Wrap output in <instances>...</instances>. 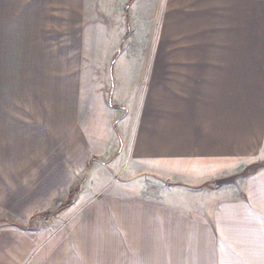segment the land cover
Instances as JSON below:
<instances>
[{"label":"crops","instance_id":"obj_1","mask_svg":"<svg viewBox=\"0 0 264 264\" xmlns=\"http://www.w3.org/2000/svg\"><path fill=\"white\" fill-rule=\"evenodd\" d=\"M137 1L0 0V91L12 68L16 87L23 72L34 82L40 73L56 75L51 84L78 98L66 126H76L86 143L77 170L90 171L76 199L86 202L84 210L74 215L63 239L45 242L43 227L33 224L41 204L23 202L22 190L8 204L6 189L23 178L24 131L39 121L29 122L21 108H0V211L10 207L17 218L0 224V264H264V51L241 48L262 41L264 0ZM72 17L86 26L78 62L69 64L65 52L40 53L34 42L39 27L69 26ZM210 24L237 30L240 49L168 50L160 44L134 58L126 45L136 34L166 43L172 26L170 40L196 41L193 36L207 34L203 27ZM87 26L95 27L100 44L91 57ZM22 35L30 36V61L28 50L18 51ZM113 39L114 48L108 43ZM12 50L13 66L7 60ZM256 88L263 90L259 97ZM241 162L246 164L237 169L250 171L241 191L226 182L221 193H210L212 182L224 178L221 172L237 170ZM124 166L127 178L165 177L175 190L158 200L114 188L87 196L88 183L99 176L110 180ZM105 184L109 189L111 181ZM184 186L196 187L199 195L183 197L177 188ZM38 197L33 201H42ZM18 217L28 221L20 225Z\"/></svg>","mask_w":264,"mask_h":264},{"label":"rangeland","instance_id":"obj_2","mask_svg":"<svg viewBox=\"0 0 264 264\" xmlns=\"http://www.w3.org/2000/svg\"><path fill=\"white\" fill-rule=\"evenodd\" d=\"M142 2V0H138L137 5L139 4L140 6ZM75 22H77L76 17H72L71 24L69 26H40L38 41H36V39L34 41L35 44L38 45L40 53L43 51L44 53L50 55H56L65 52V54L68 55L66 57L67 59L69 58V54L71 55L69 64H75V59L78 62L76 55L79 54V51L83 52L84 50L80 38L81 35L84 34V28H86V26H78L75 24ZM94 29V26H87L88 33H90V39L87 41L88 57L94 56V53L100 49L99 40L98 37H95ZM203 29H207L208 33H199L198 35H194L193 37H198V40L196 41L170 40V38H175V27L172 26L169 27V33L173 36L169 35V38L167 39L168 41H166V43H159L157 40L144 41L142 40V36L136 34L131 39V43L126 42V45L128 44L130 52L129 54L134 55V58L136 55H141L142 53L145 54L148 50L150 52L155 49L158 50L160 48V44L162 48H164L165 44V48L168 50L210 48V51H218L225 49H240V43L242 44V42H239V36H237L238 31H234L233 27L210 24V27H203ZM260 34L261 37H259V39L262 40L261 42L246 43V45L243 47L241 45V48L247 50L259 49L264 51V26L262 27ZM187 36L192 37L191 35ZM29 37L27 39L25 35L19 36V41L17 43L19 47V53H24L25 50L30 49V41H26L30 39ZM103 38L105 37L103 36ZM207 38H209L210 41L201 40ZM230 38H236L238 41H229ZM252 38H254V36H252ZM108 43L111 44L113 48L118 45L114 39L110 40ZM102 44L103 49H105L106 42H102ZM10 51L11 50H8L7 53ZM15 52L16 50H12V57L7 59L8 62L12 64V66L15 63ZM30 52L31 50H28V53L26 52L28 61H30L31 58ZM42 61H44V59H42ZM87 64L88 67H91L92 65L89 61ZM134 72L137 73L138 76L141 75V72L139 71ZM10 76L11 78L8 82L2 83V90L0 91V108H2L3 111L16 110L17 112L21 108L24 118L28 119L29 122L32 120L31 117L38 120L39 122L27 124L28 130L24 131L23 178L21 182H18L17 184L12 182V185L6 186L8 204L12 203L14 205V197L17 191L22 190L23 193L20 198H22L23 202L27 204L29 203L31 205L41 204L39 212L40 214L37 213V216L34 217L33 220L37 221L33 222V224L35 223V225L37 224L40 227H43L42 231L45 232V234L41 235L43 240L45 242H47V240H61L64 233H66V227L72 222L74 215L84 210V204L86 202L83 200L76 203V199L79 196V193L84 190V185L86 182H89L88 177L90 174V171L86 172L80 169L77 170L81 165L82 156H85L83 155L84 149H82V145L86 143L83 139L80 140L78 136V128H76V126L74 129L71 127L70 131H68L66 126V119L73 118L76 115L74 110L76 111L78 98L76 97L74 101L75 97H72V95L74 96L73 91H70L71 94H68L67 90L61 91L56 89L51 84L57 80L56 75L53 73H40L37 75L39 76V80L36 79L34 82V80L31 79L32 76L29 71H27V73L23 72L20 75L22 77V84H20L19 87H16V83H14V68H12ZM247 86L249 87L250 84H247ZM256 89L259 90V94L254 96L259 97L263 90L260 92L261 89ZM247 90L250 92L253 89L248 88ZM70 97H72V99H70L71 103L69 106L63 105V99H68ZM261 97H263V95H261ZM63 118L65 119V122ZM31 129L32 131H30ZM64 131L66 133H63ZM66 134H69V136ZM63 135L65 138H63ZM88 144L89 143L87 142V145ZM32 164L33 166H31ZM245 164L246 162H241L235 167L237 169L238 167H242ZM125 167L126 166L122 167L116 173V175L110 176V180L107 179V176H99L97 180L88 183L85 188L87 191V196H94V194H98V192L106 193L114 188V192H119L120 194L126 196H136L146 200H158L159 197H164V194L169 195V193H173L175 190L174 181L168 180L165 177H160L157 179L145 177L127 178V174H124ZM6 172L8 175H11L9 177H14V175H12L14 172L13 170H8ZM249 172L250 171L244 174L242 169L221 172L220 177L224 176V178L220 180H214V183L212 182L209 189L210 193H221L219 189L221 188L222 184L226 182V184L230 185V188L233 191L240 192L243 187L242 183L245 175H247ZM12 181H14V179H12ZM109 181H111V184L108 185L110 188L107 189V184L105 183ZM177 189L182 192L183 197H190V195H192L190 194V191L195 192L192 196L195 195V197H197L199 195L196 194V187L194 189V187L187 188L184 186ZM41 190H44V192L39 197L37 194H34V191ZM69 192H73V200L75 199V202H73V205H71L72 209H69L66 212L65 209L62 210L61 207L65 206L69 201ZM206 193L207 191L204 189V196L207 195ZM17 195L19 194L17 193ZM100 195L105 194H98L96 197H100ZM37 197L42 201L36 202L35 200L34 202L33 200ZM6 208L7 211H0V215L6 216L4 218H0V224H9V222L11 223L15 221L14 219L16 217L14 214V209H11L10 207ZM48 213H51L52 215L50 218L46 216ZM23 220L22 218L18 219V221H20V225L28 221L26 220L24 222ZM33 220H30L31 225H29L31 227Z\"/></svg>","mask_w":264,"mask_h":264},{"label":"trees","instance_id":"obj_3","mask_svg":"<svg viewBox=\"0 0 264 264\" xmlns=\"http://www.w3.org/2000/svg\"><path fill=\"white\" fill-rule=\"evenodd\" d=\"M73 201H74L73 200V192H71L70 193V199H69V201L66 203L65 206L61 207V209L66 208V207H69L70 205H72ZM46 216L50 217L52 215H51V213H48Z\"/></svg>","mask_w":264,"mask_h":264}]
</instances>
